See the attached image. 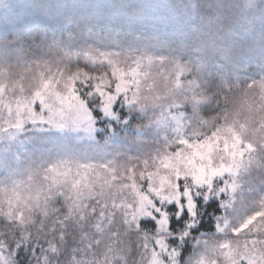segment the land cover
I'll use <instances>...</instances> for the list:
<instances>
[{"label": "snow or ice", "instance_id": "snow-or-ice-1", "mask_svg": "<svg viewBox=\"0 0 264 264\" xmlns=\"http://www.w3.org/2000/svg\"><path fill=\"white\" fill-rule=\"evenodd\" d=\"M210 7L207 11L189 0L168 6L167 16H154L160 26L178 14L191 17L195 25L178 47H166L156 39L152 46L162 49V54L129 59L89 50L84 56L87 64L73 67L60 58L63 66L57 64L53 70L46 64L27 79L0 77V138L7 134L11 139L30 128L82 132L92 138L97 120L105 119L138 133L142 128L153 133L168 130L148 150L144 145L149 142L137 137L138 155L128 162L58 160L0 174V224L8 227L7 232L0 231V264H64L69 255L75 261L78 251L99 255L91 249L99 250L101 240L77 239L93 227V218L98 227L102 221L111 224L122 217L128 230L141 236L136 248L141 260L149 259L150 264H192L187 255L190 240L207 245L206 237L223 232L220 227L216 233L200 232L207 226L201 214L206 203L215 204L217 194L234 191L241 169L264 158V104L237 105L232 95L240 88L236 66L247 54L221 36L223 6ZM63 8L44 5L41 11L56 18L63 15ZM244 9L256 10V0H245ZM144 10L128 11L122 5L111 19L133 25L140 22ZM260 19L264 21V14ZM18 25L9 35L31 42L46 41L54 28L39 18H24ZM259 56L264 60V48ZM249 94L264 100V76L244 84L241 96L247 99ZM210 101L219 109L211 126L201 116V106L207 104L209 109ZM242 112L247 113L244 120L239 118ZM104 127L107 131L109 124ZM197 164L204 166L203 179L193 167ZM29 225L35 226L34 232ZM262 225L264 202L232 233L244 236ZM57 238L60 251L51 246ZM243 243L247 248L248 241ZM252 243L264 244V240ZM216 246L223 253L231 248V241L218 240ZM120 258L117 252L95 264H114ZM225 259L226 264H264V259L254 261L234 249Z\"/></svg>", "mask_w": 264, "mask_h": 264}, {"label": "rangeland", "instance_id": "rangeland-1", "mask_svg": "<svg viewBox=\"0 0 264 264\" xmlns=\"http://www.w3.org/2000/svg\"><path fill=\"white\" fill-rule=\"evenodd\" d=\"M144 1L129 0V3L124 4V0H122L118 4L119 6L116 7L119 8L123 5L128 10L133 5L140 8L142 3L145 13H153L154 16H167L168 6H182L189 2V0H185L184 3L179 2L180 0H150L151 3L146 4ZM233 1L234 4H231ZM244 3L245 0H216V4L212 3L208 4V6L222 5L224 7L227 5L231 12L236 11L241 14L245 12L244 18L239 20V23L236 21L233 24V21H231L230 27L222 33L220 32L221 36L224 42H236L237 48H239L240 42L245 41L250 49L253 46H259L262 49L264 48V21L260 19L261 15L256 10H245ZM55 4L64 6L63 15L56 17L60 22H52L54 28L49 35L53 33L60 34L63 28L70 26L68 22L75 23L81 12H88L87 8L78 6L77 0H0V29L11 30V24L7 22L11 15L16 16L17 22L24 18H39L42 21L49 22L54 19V16L45 15L41 11V6ZM223 7L221 10H223ZM4 12L7 14L3 18L1 16ZM100 13L103 14V17L105 16L106 20L111 18L108 8H102L101 11L94 10L93 15ZM105 19L101 17L98 22ZM191 19V17H184L178 14L162 26L157 25L153 18L145 20L143 17L136 24L128 25L123 23L115 29L110 26H102L92 32L87 30V36L90 38L88 44H79L74 41L60 45L59 41L65 42L69 38L68 33L65 32L66 36L62 40H60L61 35L60 37H53L54 35H52L49 38L50 43L45 47L37 44L32 50L23 47L21 51L18 47L12 45L10 48L6 47V51H0V77L11 80H17L21 77L27 79L43 69L46 64L53 66V70H55L54 66L57 64L63 66L60 58H64V61L69 62V66L73 67L82 62L87 64L84 56L89 50L129 59L149 54L159 55L162 54V49L152 46L155 40H162L166 47L175 48L180 46L185 43L184 37L188 31L195 27L191 23ZM145 22L147 27L141 31V27ZM5 31L0 30V32ZM0 35L4 34L1 33ZM219 39L220 37H218ZM2 48L0 46V49ZM48 49L50 51L41 53L43 50ZM5 52H8L9 55L13 53L16 57H7ZM69 57L71 58L70 60L68 59ZM181 58L186 59L187 57L182 55ZM260 61L264 62V60ZM242 90L243 87L234 95L237 105L264 104V100L259 96L254 97L251 94H249L247 99H244L241 96ZM212 103L215 104V102ZM211 105L210 101L209 106ZM205 106L207 104L201 106L203 110L201 116L208 120L209 126H211L215 123L213 117L217 116L218 112L213 114L211 110L205 114ZM149 115H151V112H149ZM246 115L247 113L242 112L239 118L244 120ZM261 115H264V113H261ZM98 122L101 121L97 120V124ZM104 122L109 124L107 131L105 127L102 128L96 124L92 138L82 132L61 131L58 129L37 131L30 128L16 133L11 139L8 138L7 134H4L3 138H0V174H7L12 168L24 169L26 167L47 166L58 160L84 161L101 159L115 160L117 163L128 162L129 157L138 155L136 149L137 137L140 140L149 142L144 145L145 150H148L155 146L160 137L168 131L167 129H159L156 133H153L142 128L138 133L135 129H129L126 124L118 123L117 120L109 122L105 119ZM111 125H113V129ZM98 145L102 147L98 148ZM200 158L201 160L204 159L203 156ZM262 165H264V158L258 159L256 163L246 169H241L235 177L234 191L229 194L220 193L215 196V199L220 201L221 214L215 219V230L213 233H216L218 227L222 228L223 232L219 235L206 237L205 239H208L207 245L200 244L197 246L195 240L193 241L192 253L189 255L192 259V264H226L225 255L233 249L238 253H246L254 261L264 259V244L252 243L257 240H264V234H261L264 225L253 229L244 236H235L232 233L233 228L237 227L261 202H264V166ZM193 167L200 174L199 178L203 179L205 175L204 166L197 164L193 165ZM207 174L210 178L213 170L209 168ZM91 223L93 227L88 231L91 236L83 233L80 239L85 242L89 239L101 240V248L99 250L95 247L91 249L92 253L99 252V255H90L86 252L79 256L75 262H72L73 264H86L88 261H92L95 264L97 259L103 262L106 256L115 255L117 252H119L121 258L115 260L114 264H150L149 259L141 260L136 248L141 236L129 231L128 226L123 224L122 217L117 216L115 222L111 224L107 220L102 221L98 227L96 226L95 218L92 219ZM29 227L32 228L33 232L35 231V226L30 225ZM112 232H118L119 234L112 237ZM114 240L116 241L115 243L113 242ZM218 240L231 241V248L226 249L222 253L216 246V241ZM245 240L248 241L247 248H245L243 243ZM55 242L54 248L58 249L61 247V242L58 238L55 239ZM109 247L112 248L111 252Z\"/></svg>", "mask_w": 264, "mask_h": 264}, {"label": "trees", "instance_id": "trees-1", "mask_svg": "<svg viewBox=\"0 0 264 264\" xmlns=\"http://www.w3.org/2000/svg\"><path fill=\"white\" fill-rule=\"evenodd\" d=\"M122 0H77V4L80 8H87L88 12L83 11L81 12V15H79L77 17V22L75 21V23L73 22H68L69 23V27L63 28L60 32V34H52L54 35L53 37H60L61 35V39L62 40L66 35L65 32L68 33V40L67 41H59L60 45L61 44H65L68 42H76L79 44H88L89 43V36H87V30H90L89 32L95 31L97 30L99 27L102 26H110L113 29H115L116 27H119L120 25H122V22L119 21H113L111 18L113 16V14L115 13L117 7L119 6L118 4L121 3ZM215 1V2H214ZM177 2V1H176ZM179 2L184 3L185 0H180ZM192 3H196V4H200L203 5L205 7V9L207 11H211V7L208 6V4H212L215 3L216 4V0H212L211 3H206L205 0H191ZM129 3V0H124V4ZM144 3H151L150 0H145ZM224 3H226L224 1ZM231 4H234V1L231 2ZM139 5V4H138ZM142 3H141V7H142ZM140 7V8H141ZM102 8H108L111 14V18L109 19H105V16L103 17V14H96L93 15L94 10H102ZM139 7H137L136 5H133L131 7H129L128 11H133L135 9H137ZM229 7L227 5H225L223 7L222 11V15H223V27L220 29V32L222 33L223 31L227 30V28L230 27V23L231 21H233L232 23L234 24L236 21L238 22L239 20L244 18V13H240V12H231L229 11ZM93 11V12H92ZM91 12V13H90ZM98 12V11H97ZM146 11L144 10L143 13V18L145 20H151L154 16L153 13H145ZM7 13L4 12L3 15L1 17H5ZM212 15L215 16L217 15L216 12H212ZM103 18L105 20L98 22L100 18ZM8 18V17H7ZM5 18V19H7ZM99 18V19H98ZM7 22L10 25L11 30H7L6 28L4 30H6L5 32H0V34H4V35H0V46L3 47L2 49H0V51H6V47H12V45H14L15 47H18L21 51L23 50V47L25 49L28 50H32L34 47L37 46V44H40L42 47H45L47 44H49V39H47L46 41H42V40H36L34 42L31 41H27V40H20L18 36L16 35H9V33L14 32L15 30L18 29L17 26L18 22L16 21V16L11 15L10 18L7 19ZM50 23L54 22H60V20L54 18L52 20L49 21ZM239 23V22H238ZM6 27V26H5ZM17 27V28H16ZM124 27V26H123ZM122 27V28H123ZM147 27V23H143L142 27H141V31L145 30ZM1 31H4L3 28L0 29ZM50 35V37L52 36ZM19 40V41H17ZM11 42H14L13 44H9ZM245 42V41H244ZM241 43L240 42V46L238 48V50H241L243 53L247 54L243 57V60L241 63L237 64V71H236V76H238L239 79V83H240V88L241 89L245 83L253 80V79H259L261 76H264V62L262 63L260 60H262L259 56V52H260V47L259 46H253V48H249V47H241ZM52 47V46H50ZM9 51V50H8ZM50 51V49L48 50H43L41 53ZM5 54L7 55V57L9 56H14L16 57L15 54L13 53H9L5 52ZM249 56L252 57L251 61H249ZM263 61V60H262ZM239 89H234L232 95H236V92H238ZM211 101V106H209V109L207 108V106H205L204 110L205 112H210L212 110V113L215 114L217 112H219V109L217 107L216 104H213ZM107 123V122H104ZM104 123L98 122L97 125H99L100 127H104ZM112 129H113V125H111ZM209 202H211V199L209 200ZM219 200L215 199V204L212 207H208L207 203L204 205L203 208V212L207 213V216L204 217L203 216V212L201 214V222L206 224L207 226L205 228L200 229V232L202 233H213L215 230V219L221 214V208H220V204H219ZM47 224V221L45 222ZM30 226V225H29ZM0 231L3 232H7L8 231V227L6 225H2L0 224ZM88 236H91V234L89 232L86 233ZM83 235L80 234L77 236V239L79 240L81 238V236ZM198 235V234H197ZM194 240H190L188 247V256L192 253V244H193ZM54 245H56L55 240L52 241V247H54ZM58 251L62 250L61 247H59L57 249ZM82 254L78 251L75 253V261L76 259L81 256ZM72 258V255H69L67 257V259L65 260L64 264H73L72 262H75ZM44 264H47V262H44Z\"/></svg>", "mask_w": 264, "mask_h": 264}, {"label": "clouds", "instance_id": "clouds-1", "mask_svg": "<svg viewBox=\"0 0 264 264\" xmlns=\"http://www.w3.org/2000/svg\"><path fill=\"white\" fill-rule=\"evenodd\" d=\"M206 3H211L212 0H205ZM256 11L262 15L264 14V0H256ZM247 46V42H242L241 43V47H246Z\"/></svg>", "mask_w": 264, "mask_h": 264}]
</instances>
